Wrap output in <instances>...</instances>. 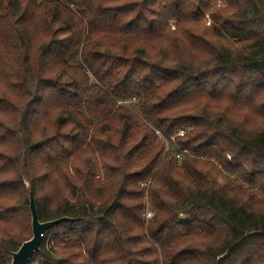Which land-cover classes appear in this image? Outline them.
Masks as SVG:
<instances>
[{"label":"trees","instance_id":"1","mask_svg":"<svg viewBox=\"0 0 264 264\" xmlns=\"http://www.w3.org/2000/svg\"><path fill=\"white\" fill-rule=\"evenodd\" d=\"M27 185L29 264H264V0H0V264Z\"/></svg>","mask_w":264,"mask_h":264},{"label":"water","instance_id":"2","mask_svg":"<svg viewBox=\"0 0 264 264\" xmlns=\"http://www.w3.org/2000/svg\"><path fill=\"white\" fill-rule=\"evenodd\" d=\"M27 189L29 190V210L31 215L32 236L23 241L17 250L11 253V261L9 264H29L33 255L40 249L44 232L55 224L72 220V218L63 216L49 221H39L33 192L29 185H27Z\"/></svg>","mask_w":264,"mask_h":264},{"label":"built area","instance_id":"3","mask_svg":"<svg viewBox=\"0 0 264 264\" xmlns=\"http://www.w3.org/2000/svg\"><path fill=\"white\" fill-rule=\"evenodd\" d=\"M134 103L135 102V100L134 99H132V100H129V101H126V103ZM179 135H182L183 134V131H180L179 133H178ZM162 138V137H161ZM164 140V139H163ZM177 157L179 158L180 157V154H177ZM147 216H150V212H148L147 213Z\"/></svg>","mask_w":264,"mask_h":264},{"label":"rangeland","instance_id":"4","mask_svg":"<svg viewBox=\"0 0 264 264\" xmlns=\"http://www.w3.org/2000/svg\"><path fill=\"white\" fill-rule=\"evenodd\" d=\"M205 25H210V21L209 20H205ZM165 143H166V145H168L167 142H165Z\"/></svg>","mask_w":264,"mask_h":264}]
</instances>
